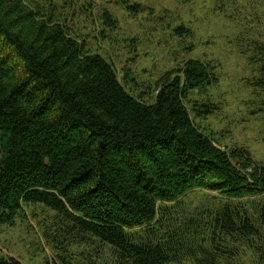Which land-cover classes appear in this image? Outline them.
Returning <instances> with one entry per match:
<instances>
[{"label":"trees","instance_id":"obj_1","mask_svg":"<svg viewBox=\"0 0 264 264\" xmlns=\"http://www.w3.org/2000/svg\"><path fill=\"white\" fill-rule=\"evenodd\" d=\"M102 21L117 28L109 11ZM127 72L37 0H0V226L28 205L51 210L59 260L47 264H79L65 253L83 246L118 264H242L243 251L264 264V165L197 123L193 95L218 82L216 62L183 60L146 92L153 101ZM196 190L222 206L188 211Z\"/></svg>","mask_w":264,"mask_h":264},{"label":"rangeland","instance_id":"obj_2","mask_svg":"<svg viewBox=\"0 0 264 264\" xmlns=\"http://www.w3.org/2000/svg\"><path fill=\"white\" fill-rule=\"evenodd\" d=\"M37 1L86 41L92 52L114 63L120 79L129 71L136 81L127 87L137 97L142 98L159 78L187 58L216 62L218 82L193 95L204 105L197 123L223 148H245L264 165V71L258 49L264 42V0ZM106 11L118 21L117 28L111 30L103 23ZM179 27L190 29L194 36L179 38ZM145 98L153 101L152 96ZM214 195L196 190L181 204L188 211L219 208L221 199ZM52 215L41 204L28 205L14 225H1L0 257H14L24 264L56 263L59 258L48 240V232L54 229ZM105 249L99 252L83 246L65 254L68 259L71 254L78 258L79 264H118ZM239 249L241 253L240 245ZM87 250L91 252L88 258L83 256ZM239 259L242 264H260L244 251Z\"/></svg>","mask_w":264,"mask_h":264}]
</instances>
